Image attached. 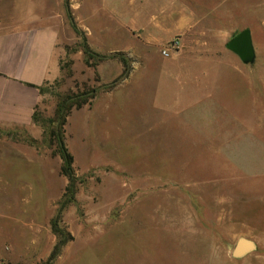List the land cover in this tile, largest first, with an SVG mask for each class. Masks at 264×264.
Here are the masks:
<instances>
[{
  "label": "rangeland",
  "instance_id": "rangeland-1",
  "mask_svg": "<svg viewBox=\"0 0 264 264\" xmlns=\"http://www.w3.org/2000/svg\"><path fill=\"white\" fill-rule=\"evenodd\" d=\"M189 1L204 19L186 41L206 46L208 80L176 109V68L161 55L172 40L147 46L108 23L100 0H66L59 75L36 113L47 121L58 96L97 89L64 126L74 201L61 209L68 181L39 123L0 130V264H264V0ZM245 29L249 65L225 47ZM58 213L72 240L50 262ZM240 237L256 250L236 260Z\"/></svg>",
  "mask_w": 264,
  "mask_h": 264
},
{
  "label": "crops",
  "instance_id": "crops-1",
  "mask_svg": "<svg viewBox=\"0 0 264 264\" xmlns=\"http://www.w3.org/2000/svg\"><path fill=\"white\" fill-rule=\"evenodd\" d=\"M100 1V12L108 23L131 38L139 36L147 46L178 39V51L162 66L176 68L179 89L171 108L180 109L185 92L190 91L187 87L195 91L208 80L200 55V47L206 46L186 41L203 15L189 0ZM65 10L66 0H0V130H27L34 125L32 115L42 100L39 88L59 75L58 20ZM215 63L214 68L221 61Z\"/></svg>",
  "mask_w": 264,
  "mask_h": 264
},
{
  "label": "trees",
  "instance_id": "trees-1",
  "mask_svg": "<svg viewBox=\"0 0 264 264\" xmlns=\"http://www.w3.org/2000/svg\"><path fill=\"white\" fill-rule=\"evenodd\" d=\"M81 48L86 57V60L89 61L90 57L94 56L88 48V46L82 42ZM61 69L64 70L63 66ZM126 73V72H124ZM111 89V86L106 87L104 90ZM43 87L39 88L40 94L43 92ZM97 93V89H92L85 94H81L77 97L71 96H58L55 112L52 118L47 121H41L38 119L36 110L32 115L33 123H39L43 130V139L42 144L47 146L48 149H51L52 154L58 156L61 160L60 174L65 177L68 181V184L65 188V193L63 196L61 209L67 205L73 203L74 193H75V173L73 169V157L67 150L64 145L63 136H64V126L66 124V119L72 109H80L85 105L91 103L93 98ZM29 143L33 146H37V142L30 140ZM59 218V213L51 224L52 232L56 237V244L51 252L48 261L52 262L56 257L59 256L61 249L72 240V238H66L64 232L60 230L57 225V220Z\"/></svg>",
  "mask_w": 264,
  "mask_h": 264
},
{
  "label": "water",
  "instance_id": "water-1",
  "mask_svg": "<svg viewBox=\"0 0 264 264\" xmlns=\"http://www.w3.org/2000/svg\"><path fill=\"white\" fill-rule=\"evenodd\" d=\"M225 47L229 52L236 55L244 65L252 64L255 60L251 34L248 29L234 33ZM255 250L256 244L252 240L240 237L232 249L231 257L238 260Z\"/></svg>",
  "mask_w": 264,
  "mask_h": 264
},
{
  "label": "built area",
  "instance_id": "built-area-1",
  "mask_svg": "<svg viewBox=\"0 0 264 264\" xmlns=\"http://www.w3.org/2000/svg\"><path fill=\"white\" fill-rule=\"evenodd\" d=\"M179 49L178 39L172 40L166 47L161 49V55L164 58H169L172 54L176 53Z\"/></svg>",
  "mask_w": 264,
  "mask_h": 264
}]
</instances>
